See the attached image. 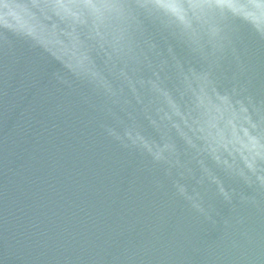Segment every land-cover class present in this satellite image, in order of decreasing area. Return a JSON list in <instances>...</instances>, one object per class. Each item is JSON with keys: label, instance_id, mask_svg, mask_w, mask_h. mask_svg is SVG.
Here are the masks:
<instances>
[{"label": "water", "instance_id": "obj_1", "mask_svg": "<svg viewBox=\"0 0 264 264\" xmlns=\"http://www.w3.org/2000/svg\"><path fill=\"white\" fill-rule=\"evenodd\" d=\"M0 264H264V0H0Z\"/></svg>", "mask_w": 264, "mask_h": 264}, {"label": "clouds", "instance_id": "obj_2", "mask_svg": "<svg viewBox=\"0 0 264 264\" xmlns=\"http://www.w3.org/2000/svg\"><path fill=\"white\" fill-rule=\"evenodd\" d=\"M253 23L259 28V26L257 25V23L255 21H253Z\"/></svg>", "mask_w": 264, "mask_h": 264}]
</instances>
